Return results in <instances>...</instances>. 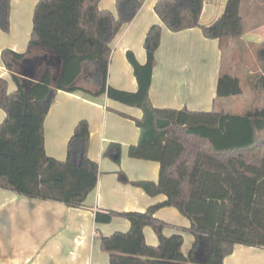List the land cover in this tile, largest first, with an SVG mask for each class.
<instances>
[{
  "label": "trees",
  "instance_id": "trees-1",
  "mask_svg": "<svg viewBox=\"0 0 264 264\" xmlns=\"http://www.w3.org/2000/svg\"><path fill=\"white\" fill-rule=\"evenodd\" d=\"M100 1L38 0L27 52L7 51L13 58L6 64L14 71L17 88L0 98L6 113L0 124V188L82 207L100 172L98 162L89 156V122H78L67 159L59 160L46 152L45 119L59 90L92 98L107 95L142 109L143 117L133 118L141 138L129 155L158 161L160 178L158 183L135 184L150 194L167 196L143 212L96 213L97 222L125 217L131 223L127 232L98 235L110 264H224L236 244L264 247V106L253 102L244 113L155 107L150 88L161 44L160 24L147 33V62L127 53L138 90L112 87L111 43L135 19L143 0H116L117 15L101 9ZM242 1L228 0L225 12L210 25L201 24L204 0H158L154 9L170 30L200 27L207 38L219 39L226 51V41L240 40L245 32ZM10 12L11 0H0V28L5 32L10 30ZM257 58L264 71V43ZM17 67L31 72L32 79L19 76ZM255 87L264 90V74L258 75ZM244 91L237 76L221 74L218 96ZM165 206L176 207L191 222L195 240L188 255L182 251L183 234L165 235L169 224L155 216ZM146 226L155 230L158 245L147 243ZM202 244L207 255L200 261L196 255Z\"/></svg>",
  "mask_w": 264,
  "mask_h": 264
},
{
  "label": "crops",
  "instance_id": "crops-1",
  "mask_svg": "<svg viewBox=\"0 0 264 264\" xmlns=\"http://www.w3.org/2000/svg\"><path fill=\"white\" fill-rule=\"evenodd\" d=\"M157 1L143 0L135 19L125 24L113 39L108 78L112 87L138 90L127 53L132 51L140 63L147 62L144 46L147 33L152 25L160 24L161 44L156 51L150 88L155 107L244 113L250 108H244L242 95L246 90L256 93L253 102L264 105V90L255 87L258 75L264 74L257 58V49L264 43L262 1H242L240 12L245 32L240 40H227L226 51L219 39L207 38L200 27L178 32L170 30L155 12ZM37 2L11 0L10 30L5 32L0 28V98L17 88L14 71L6 64L13 58L8 52H27ZM227 3L228 0H204L201 24L215 22L225 12ZM99 6L117 15L116 0H101ZM15 72L24 79L31 80L33 76L20 68ZM223 72L237 76L245 91L239 95L218 96ZM5 116L0 107V124ZM142 117V109L107 95L92 98L82 92H57L44 124L46 152L56 159H67L75 127L80 120L87 119L89 156L100 168L98 183L82 207H70L62 202L0 188V263L110 264V255L102 250L98 235L127 232L131 223L125 217H115L108 223L97 222L96 213L107 210L143 212L167 199L165 194H150L135 184L141 181L158 183L160 178L158 161L129 155L130 147L137 145L141 138V129L133 118ZM155 216L169 224L164 229L165 235L183 234L182 251L188 255L195 240L189 230L190 220L174 206L159 208ZM144 233L148 244H159L151 226H146ZM206 255L207 247L202 244L196 257L202 261ZM224 264H264V247L236 244L233 252L225 257Z\"/></svg>",
  "mask_w": 264,
  "mask_h": 264
},
{
  "label": "rangeland",
  "instance_id": "rangeland-1",
  "mask_svg": "<svg viewBox=\"0 0 264 264\" xmlns=\"http://www.w3.org/2000/svg\"><path fill=\"white\" fill-rule=\"evenodd\" d=\"M16 69H19L18 67L16 68ZM255 93V92H254ZM254 93H252V91H250V90H246L245 92H244V94L242 95V99L245 101V106H244V108L246 109V108H248V107H250V105L252 104V102H253V99H254V97H256L257 95H255ZM244 103V102H243ZM259 106H264V105H259ZM244 109V110H245ZM233 110V109H232Z\"/></svg>",
  "mask_w": 264,
  "mask_h": 264
}]
</instances>
